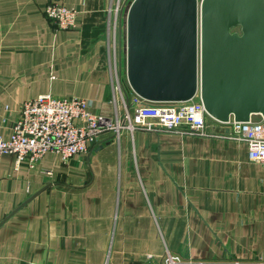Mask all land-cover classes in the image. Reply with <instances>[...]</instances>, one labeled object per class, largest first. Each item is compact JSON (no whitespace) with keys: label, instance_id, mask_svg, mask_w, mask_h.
I'll list each match as a JSON object with an SVG mask.
<instances>
[{"label":"crops","instance_id":"obj_1","mask_svg":"<svg viewBox=\"0 0 264 264\" xmlns=\"http://www.w3.org/2000/svg\"><path fill=\"white\" fill-rule=\"evenodd\" d=\"M51 0H0V126L39 94L87 98L121 115L111 71L108 8L117 0H57L80 11L58 29ZM123 65V59H122ZM127 92L128 81L124 80ZM136 130L64 162L31 167L0 157V264H148L166 252L197 264H264V167L220 135Z\"/></svg>","mask_w":264,"mask_h":264},{"label":"water","instance_id":"obj_2","mask_svg":"<svg viewBox=\"0 0 264 264\" xmlns=\"http://www.w3.org/2000/svg\"><path fill=\"white\" fill-rule=\"evenodd\" d=\"M127 81L153 102L188 101L209 116L264 115V0H133Z\"/></svg>","mask_w":264,"mask_h":264},{"label":"built area","instance_id":"obj_3","mask_svg":"<svg viewBox=\"0 0 264 264\" xmlns=\"http://www.w3.org/2000/svg\"><path fill=\"white\" fill-rule=\"evenodd\" d=\"M133 0H117L109 6V43L112 49L111 71L113 85L123 111L121 115L107 116L91 110L87 98L58 97L50 93L39 94L25 100L19 116L13 122L9 136L0 126V157L17 156V161H27L36 166L48 153L61 156L64 162L89 152L92 145L103 144L104 136L119 139L124 133L136 130L162 129L170 132L186 131L205 135L210 122L222 130L220 135L247 144L249 160L264 167V115L254 114L249 121H217L209 116L203 104L200 90L188 101L153 102L137 94L131 87L127 92V13ZM44 14L58 29L77 27L80 11L51 0ZM125 61V67L122 65ZM124 68V71H123ZM123 75L125 76L123 78ZM148 264H197L184 261L180 255L166 252L162 258L146 255ZM234 264H242L235 261Z\"/></svg>","mask_w":264,"mask_h":264},{"label":"rangeland","instance_id":"obj_4","mask_svg":"<svg viewBox=\"0 0 264 264\" xmlns=\"http://www.w3.org/2000/svg\"><path fill=\"white\" fill-rule=\"evenodd\" d=\"M123 67H125V61L123 60ZM123 71H124V68H123ZM125 76L123 75V78H124Z\"/></svg>","mask_w":264,"mask_h":264}]
</instances>
